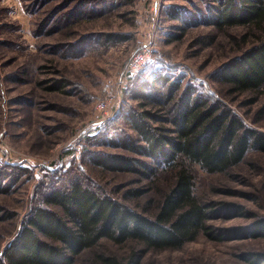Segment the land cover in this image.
<instances>
[{
    "label": "rangeland",
    "instance_id": "rangeland-1",
    "mask_svg": "<svg viewBox=\"0 0 264 264\" xmlns=\"http://www.w3.org/2000/svg\"><path fill=\"white\" fill-rule=\"evenodd\" d=\"M46 1L0 0V170L3 179L15 180L8 192L0 188V249L57 178L64 184L82 176L89 186L119 198L144 188L138 200L127 201L138 210L157 201L161 181L153 185L140 174L109 172L94 163L101 155L125 151L124 115L138 105L133 94L144 82L168 76L183 87L192 85L264 132V89L232 92L219 78L221 66L252 45L255 33L244 39V27L216 29L211 18L217 0ZM86 38L83 47L76 46ZM148 41L152 63L126 76L132 54ZM57 79L65 86L48 89ZM104 102L108 113L100 110ZM16 164L23 170L9 166ZM198 191L206 203L220 207L211 212L209 231L179 250L149 251L140 264H250L248 253L264 254V236L248 232L264 218L263 152L251 148L226 173L198 169ZM99 250L122 255L108 241ZM93 254L85 252L77 264H88Z\"/></svg>",
    "mask_w": 264,
    "mask_h": 264
},
{
    "label": "trees",
    "instance_id": "trees-1",
    "mask_svg": "<svg viewBox=\"0 0 264 264\" xmlns=\"http://www.w3.org/2000/svg\"><path fill=\"white\" fill-rule=\"evenodd\" d=\"M78 7L74 6L70 14H75ZM211 20L220 31L246 28L244 39L252 30L255 33L252 45L221 66V82L232 92L263 90L264 0H217ZM86 40L76 46L83 47ZM65 83L57 79L47 88L58 91ZM133 99L138 105L124 115L129 129L120 143L129 154L107 153L94 163L109 172L140 174L153 185L161 181L164 188L157 201L138 210L127 201L138 200L146 193L144 188L129 189L119 198L89 186L82 176L71 177L64 184L57 178L53 180L57 183H52L30 208L13 238L0 249V264H77L89 250L94 254L88 264H140L141 256L149 251L179 250L209 231L211 212L220 207L209 205L199 194L198 169L210 174L226 173L239 166L251 148L264 153V132L246 126L220 99L192 85L183 87L168 76L144 82ZM9 166L23 170L19 164ZM3 170L0 188L8 192L15 180L12 176L3 179ZM249 228L250 235L264 236V218ZM104 241L120 247L122 255L100 252ZM247 255L250 264H264V254Z\"/></svg>",
    "mask_w": 264,
    "mask_h": 264
},
{
    "label": "built area",
    "instance_id": "built-area-1",
    "mask_svg": "<svg viewBox=\"0 0 264 264\" xmlns=\"http://www.w3.org/2000/svg\"><path fill=\"white\" fill-rule=\"evenodd\" d=\"M154 47L151 41L143 43V45L137 49L129 59L127 63L126 76L134 73H138L147 68L153 61ZM100 110L108 113L109 106L107 102L100 105Z\"/></svg>",
    "mask_w": 264,
    "mask_h": 264
}]
</instances>
